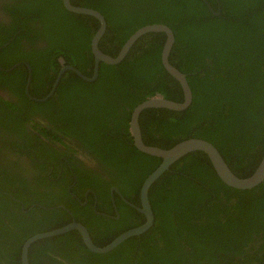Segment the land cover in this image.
<instances>
[{
	"label": "trees",
	"instance_id": "obj_1",
	"mask_svg": "<svg viewBox=\"0 0 264 264\" xmlns=\"http://www.w3.org/2000/svg\"><path fill=\"white\" fill-rule=\"evenodd\" d=\"M0 2L11 17L9 26L29 40L38 36L44 40L46 57L61 56L91 76L90 43L99 28L97 20L69 13L62 0ZM71 4L104 17L106 31L98 47L110 57H116L144 26L161 24L172 30L169 63L186 76L192 103L180 112L143 111L139 127L145 145L167 150L184 140H204L238 178L254 173L264 156V0H71ZM13 29L0 30V47L9 42ZM165 40L162 33L140 37L122 62L100 64L96 82H72L60 93L62 114L76 126L72 138L86 147L93 141L103 147L107 139L111 151L122 149L130 155L124 149L128 146L131 154L140 156L143 167L125 164L124 157L122 167L115 168L123 171L109 175V186L135 207H141V186L161 160L140 153L132 138L117 144L109 123L127 130L133 109L156 95L183 102L179 83L161 64ZM12 45L1 54L6 56ZM50 63L55 71L57 62ZM4 116L0 108V144L14 148L9 139L1 138V129L12 134ZM79 188L72 193L80 196ZM90 188L106 198L99 181ZM65 195V189L56 194L45 177L28 180L16 172L15 164L0 159V264H22L21 250L28 238L73 220L83 224L97 247L145 222L140 214L132 220L134 208L129 219L120 213L118 224L92 211L87 215L75 198L67 201ZM148 199L153 226L113 251L93 254L79 233L71 231L33 243L28 264H264V182L248 191L230 188L220 181L208 157L194 152L151 186ZM121 224L126 226L122 230Z\"/></svg>",
	"mask_w": 264,
	"mask_h": 264
},
{
	"label": "flooded vegetation",
	"instance_id": "obj_2",
	"mask_svg": "<svg viewBox=\"0 0 264 264\" xmlns=\"http://www.w3.org/2000/svg\"><path fill=\"white\" fill-rule=\"evenodd\" d=\"M10 24L11 17L0 7V30L13 29L9 26ZM13 31L14 33L7 37L10 39L9 42L0 47V108L5 112L4 117H7V123L12 130V134L7 136L1 129V135H4L1 138L4 141L9 139L16 147L11 148L6 142H2L0 159L9 160L15 164L16 172L28 180L45 177L49 185L55 188L56 194L58 190L62 192L65 189L67 201L75 198L77 203L85 209L83 213L87 215L92 211L99 217L118 224L120 213L124 212L129 219L130 209H135V206L129 203L118 190L112 191L115 187L109 186V175L111 171L114 175L117 171L119 173L123 171V169L115 168L122 167L124 157H126L125 164L132 165L134 162L135 165L143 167L140 156L135 151L131 154L128 146L124 149L130 155L122 149L111 151L106 148V144L110 142L107 139L103 147L95 141L91 142L89 147L82 145L70 136L74 134L73 129L76 127L74 124H69L68 119L71 118L62 114L63 107L60 99L62 89L72 82L76 84L96 82L97 79L93 82L83 79V77L87 79L93 77L94 66L91 76H88L75 66H71L61 56L50 60L46 57L47 44L41 37L29 40L28 36L20 34L19 30L13 29ZM9 44H13L12 48H14L6 53V56L2 55L1 52ZM53 60L58 64L55 68L56 72L50 63ZM6 66L9 67L6 68ZM64 67H72L80 75L72 70L60 73ZM68 72L73 73L75 77L73 75L70 77ZM109 126L110 132L117 137L115 139L117 144L129 142L131 138L129 128L126 130L120 126L113 127V123H109ZM98 139L97 135L94 140ZM22 144L25 146L19 148ZM113 152L117 153L113 154ZM115 157L116 160H111ZM138 160L139 164H137ZM97 181L103 184L107 194L105 199H101V196L90 188ZM77 187H80V196L72 193V190ZM69 205H73V202ZM137 214L140 213L135 209L133 221L136 220ZM73 222L83 225L75 220ZM121 225H123L121 230L126 227L125 224Z\"/></svg>",
	"mask_w": 264,
	"mask_h": 264
},
{
	"label": "water",
	"instance_id": "obj_3",
	"mask_svg": "<svg viewBox=\"0 0 264 264\" xmlns=\"http://www.w3.org/2000/svg\"><path fill=\"white\" fill-rule=\"evenodd\" d=\"M63 7L75 14L91 16L95 18L99 22V28L93 35L91 39V53L94 58V72L93 77L90 79L84 78V80L88 82H93L98 78L99 73V64L104 63L106 65L114 66L123 61L133 44L142 36L148 33H162L165 34L166 40L164 46L161 51V64L164 70L175 79L182 90L183 93V102L177 103L170 100L165 99L162 95H156L155 97L149 98L140 104H138L132 111L129 121V132L133 141V146L143 154L148 156L158 158L161 160L160 165L145 179L140 189V205L141 207H135V209L144 216L145 222L133 229H130L118 237H116L113 241H111L108 245L104 247H97L91 240V236L87 229L78 223H71L64 227L58 228L56 230L36 234L30 238H28L21 250V263L28 264V250L30 246L43 239L52 238L55 236L64 235L71 231H77L85 245L86 249L96 255H104L115 248H117L121 243L126 241L131 237L140 236L146 233L154 223V215L151 209V205L148 199V192L151 186L165 173L169 170V168L184 158L185 156L194 153L201 152L205 154L216 175L220 179V181L226 186L242 190L248 191L255 189L260 186L264 182V156L261 159L258 167L254 171V173L247 178H238L235 176L227 164L225 163L222 156L219 154L217 149L207 141L200 139H188L184 140L170 149L163 150L157 147L147 146L143 143L141 138V132L139 127V117L141 113L147 109H166L174 112H180L187 109L192 103V92L186 80V76L178 71L175 67H173L169 63V55L171 49L174 44V35L172 30L161 24L148 25L140 28L135 33H133L124 43L121 50L119 51L116 57H110L99 50V42L106 31V22L104 17L97 11L87 8H78L71 5L70 0H62ZM66 70H72L76 74L80 75L77 70L72 67H64L60 73H63ZM10 71V70H8ZM112 191L117 192V189H112Z\"/></svg>",
	"mask_w": 264,
	"mask_h": 264
}]
</instances>
